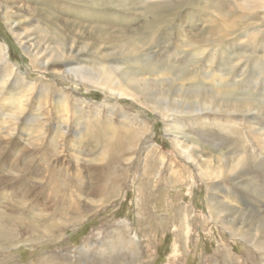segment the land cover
I'll list each match as a JSON object with an SVG mask.
<instances>
[{"label": "rangeland", "instance_id": "374dc122", "mask_svg": "<svg viewBox=\"0 0 264 264\" xmlns=\"http://www.w3.org/2000/svg\"><path fill=\"white\" fill-rule=\"evenodd\" d=\"M32 1L21 40L0 0V264H264V7L226 0L213 42V0H52L53 26ZM102 71L122 86L80 78Z\"/></svg>", "mask_w": 264, "mask_h": 264}, {"label": "bare ground", "instance_id": "6f19581e", "mask_svg": "<svg viewBox=\"0 0 264 264\" xmlns=\"http://www.w3.org/2000/svg\"><path fill=\"white\" fill-rule=\"evenodd\" d=\"M2 1L4 2L3 8H4V13H5V17H6V20L8 22V25L11 23V25L13 26V28H12L10 25L11 30L15 33V36L17 38H20L22 40L23 39L22 35L17 34V32H16L17 22L14 19L17 15V11L15 10V12H14L13 7L11 6V5H15L16 9H19L18 5H16V3L19 2V0H2ZM227 1H229V0H227ZM227 1L226 0H213V2L211 3V5L215 7V10L217 11V13L220 15L219 17H215V18L212 16L208 17L210 22L213 21V23L210 24L211 26H213L211 28V32L214 34L213 40H212L213 42H220L221 40L226 39V37H228V34H229L228 32H230V30H234L237 26V20L236 19L228 20L227 19L228 17H226V18L224 17V11L223 10H225V5H226ZM27 4L28 5L25 7L26 11H28V12L33 11L36 16H38L42 20H44V22H43V23H45L44 25H51V26L55 25V22L58 20L57 16L59 15V13H61V11L67 10L65 2H57V1H52V0H34L32 2H28ZM232 6H233L234 10H230L229 12L227 11L226 12L227 14L233 15L234 14L233 12H239L240 13V12H246V11L247 12L248 11H255L258 7H264V0H232ZM1 54H2V49L0 47V55ZM37 54L38 53H32V57L38 56ZM46 62L47 61H44L42 64H44ZM4 67L7 70V77L9 79L13 75V71L10 68L9 62L5 63ZM80 74H78V75H80V78L82 80H85V82L87 81L88 83H90L92 85H96L99 88L106 87L107 85H109V87H106V89L109 91H115L116 89H118L122 86L121 83L119 82V80H116L115 78L113 80V76H111V75L107 76L106 72H104V71H102V75L100 77H98L99 74L95 75V76H90V75H87L85 73H80ZM8 79L5 81H8ZM126 81L128 83L129 82H136L137 84H139L141 81H145V79H135L134 76L128 75ZM128 83H127V85L129 86ZM33 87H34V85L31 84L29 86V89L33 88ZM41 88L43 89V91H46L50 88V86H46V85L42 84ZM138 88H140V87H138ZM2 90H4V86L2 87ZM5 99H7V98H4V100ZM59 101H61L60 102L61 106H62V104H63V106H64V104H65V106L67 105L65 98H64V100L61 99ZM110 109H111V106H110ZM64 119H66V118L64 117ZM106 127H107V125L103 124L101 126V128H99V129L103 130ZM115 129L116 128H113L112 130H115ZM39 132H38V134H39ZM113 132L114 133H113L112 139L110 141V147L111 148H109L107 150L106 155L103 154L104 157H102L105 161L101 162L99 165L97 164L95 167L90 168L94 172V174L96 175L97 181L100 182L97 186H95L94 189H92V191L96 190V192H101V193L104 192L105 188H106L105 184L107 183V180H109L111 177H112L111 181L116 180V178H117V175L115 174L117 169L112 165L119 166V164L121 163V160H122L121 158H123V156H124L123 154H124V151H125L126 146H127L126 144H128L127 143L128 140L124 136H123L124 138H121L122 135L120 134V132H118L117 129ZM91 135H90V137H94L95 143H98L100 141V139L98 137H96L97 135L96 136L95 135L91 136ZM129 135H130V133H129ZM39 136H40V134H39ZM206 162H207V160H206ZM112 169H114V170H112ZM144 171H145L146 175H147V173H149V169H147V168H144ZM78 174L79 173H77V175ZM87 188H88V186H87ZM75 189H76V191L83 192L84 188L80 184H77V185H75ZM187 225H189V224L187 223ZM121 241H123V238H121ZM131 243H134V242H131Z\"/></svg>", "mask_w": 264, "mask_h": 264}]
</instances>
